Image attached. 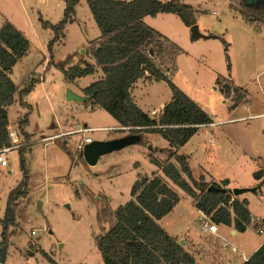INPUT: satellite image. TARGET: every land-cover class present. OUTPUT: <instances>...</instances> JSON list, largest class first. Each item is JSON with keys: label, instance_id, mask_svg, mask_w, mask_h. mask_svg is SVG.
Here are the masks:
<instances>
[{"label": "rangeland", "instance_id": "obj_1", "mask_svg": "<svg viewBox=\"0 0 264 264\" xmlns=\"http://www.w3.org/2000/svg\"><path fill=\"white\" fill-rule=\"evenodd\" d=\"M186 3L195 9L199 32L216 38L192 40L190 27L174 14L143 19L178 49L169 80L197 101L213 120L245 118L214 128L201 127L177 153L188 156L195 179L203 176L208 181L218 176L230 180L231 189L249 190L242 195L251 204L253 221L247 238L254 243L264 239L258 232L260 227L264 229V184L252 177L253 172L264 170V116H247L264 111V25L255 28L231 10L230 5H237V0ZM64 7L63 0H0V26L11 23L29 41V50L13 66L11 79L19 89L29 79L41 81L23 100L29 108L22 107L17 96L7 108L8 131H16L19 148L27 149V178L19 168V148L8 153L7 167L0 168V242L8 199L17 207L6 231L5 264H103L96 236L114 224L115 210L131 201L130 190L137 180L151 178L154 173L162 177L153 161L160 165L174 163L169 158L168 142L159 134L147 132H142L135 144L101 156L94 166L84 161L77 150L82 138L108 141L129 131L98 107L65 100L67 89L84 96L83 89L99 80L102 73L96 69L94 74L72 82L64 79L63 71L81 60L94 64L89 52L100 33L85 0L78 3L73 22L65 25L61 39L48 52L53 32L43 29L38 19L55 25L62 20ZM165 67L162 65L163 70ZM223 84L245 91L234 113L232 100L219 90ZM170 98L164 81H139L133 86L134 102L143 112L158 109ZM26 113L27 140L18 129ZM159 113L152 115L150 111L148 115L157 118ZM79 126L105 130L58 136ZM165 181L178 194L179 203L161 225L171 223L179 232L188 221L195 220L197 227L196 211L188 205L191 198ZM254 188L261 194L254 193ZM178 232L182 237L179 241L187 233L195 237L192 229Z\"/></svg>", "mask_w": 264, "mask_h": 264}, {"label": "trees", "instance_id": "obj_2", "mask_svg": "<svg viewBox=\"0 0 264 264\" xmlns=\"http://www.w3.org/2000/svg\"><path fill=\"white\" fill-rule=\"evenodd\" d=\"M63 1L65 7L59 23L52 25L41 17L38 19L43 29L53 32L47 44L49 53L61 39L65 25L73 22L76 6L81 0ZM186 1L85 0L100 33L89 52L94 64L81 60L63 71L64 79L72 82L99 69L102 77L83 89L84 96L91 97L83 104L104 110L119 127L129 128L130 134L140 136L142 132H147L163 137L168 142L169 158L174 163L168 161L160 165L153 161L162 177L188 195L195 209L210 222L233 227L235 231L243 233L251 223L248 202L230 193L227 180L215 183L206 182L202 176L195 179L188 156L177 153L201 127L213 121L208 113L169 80L178 54L176 45L143 22L147 16L174 14L186 27H191L196 24L195 10ZM237 1V5H230L231 10L255 28L264 25V0L252 4L245 0ZM206 38L216 36L207 34ZM28 50L29 41L23 33L9 22L0 26V148L9 146L7 108L13 104L15 96L22 107L29 108L23 100L41 82L29 79L19 89L10 77L13 66ZM164 64L166 67L163 70ZM139 81H164L168 85L171 98L157 118L141 111L134 102L133 86ZM219 90L232 100L231 109L241 103L245 94L241 88L231 89L227 84H223ZM232 93L235 95L230 97ZM28 124L29 113H26L18 124L19 134L26 140L29 135L24 129ZM26 151V147L18 149L19 168L25 180ZM162 177L154 173L151 178L137 180L130 190L131 201L118 207L114 224L96 236L95 245L103 264H198L193 255L179 245V239L170 236L158 223L179 203L178 194ZM253 177L262 179L264 170H258ZM209 186L220 190L207 192ZM11 200L7 202L8 214L1 232L0 264L6 261V231L12 225L13 209L17 207L10 205ZM243 264H264V243Z\"/></svg>", "mask_w": 264, "mask_h": 264}, {"label": "crops", "instance_id": "obj_3", "mask_svg": "<svg viewBox=\"0 0 264 264\" xmlns=\"http://www.w3.org/2000/svg\"><path fill=\"white\" fill-rule=\"evenodd\" d=\"M195 10V9H194ZM133 96V92H132ZM193 101H195L193 98H191ZM200 107H202L197 101H195ZM163 105V103H160L157 108H151L149 111H145L144 113L148 114L150 111H159L160 106ZM248 107V106H247ZM250 110H252V107H248ZM203 109V108H202ZM237 108L232 110L234 113ZM204 110V109H203ZM205 111V110H204ZM206 112V111H205ZM208 113V112H206ZM209 114V113H208ZM210 115V114H209ZM211 116V115H210ZM264 116V111L258 112V113H250L247 117H263ZM212 118V116H211ZM245 117H240V118H227L225 120H213V123L209 124V128H214L218 126V124L221 123H228L232 122L235 120H241ZM202 130V129H199ZM196 135V134H195ZM214 147V145H213ZM191 169V168H190ZM192 172V171H191ZM257 172V171H256ZM252 173V177L253 174ZM201 177V176H200ZM203 177V176H202ZM205 179V178H204ZM256 180L255 178H253ZM223 180L228 181V186L227 189H231L229 187L230 185V180L228 179H222L217 176L216 177H211V179L206 182H215L219 183ZM257 182L260 183V185L264 184V177L260 180H256ZM255 189V188H254ZM259 192L261 194V191L255 190L254 193ZM240 200H246L248 202V210L251 216V222L253 221V215L252 212L250 211V201L244 196V195H239L237 196ZM188 205L190 206V209H193L196 211L195 217L198 219V226L196 227V222H189L185 224V228H182L183 230L177 231L175 227L171 223H167L165 225L163 224V221L166 220V216L163 217L160 221H158L159 225L172 237L177 238V239H182V237L177 236V232L181 233L184 232H190V230H194L195 237L190 238V233L184 234L183 236V241H184V248L187 249L194 257L196 262L198 264H243L263 243V240H255L254 243L250 242L247 238L248 236V226L243 233H239L235 231L233 227H228L224 225H216L217 229L215 233H209L207 231L202 230V224L205 221H209L208 218H206L200 211L196 210L195 207L193 206V201L189 200ZM177 209V205L175 208L172 210L171 213L169 214H174V212ZM178 215V213H177ZM168 216V215H167ZM210 222V221H209ZM212 223V222H210ZM262 228H264V218L262 219ZM261 229V227L258 229ZM181 235V234H180Z\"/></svg>", "mask_w": 264, "mask_h": 264}, {"label": "water", "instance_id": "obj_4", "mask_svg": "<svg viewBox=\"0 0 264 264\" xmlns=\"http://www.w3.org/2000/svg\"><path fill=\"white\" fill-rule=\"evenodd\" d=\"M247 3H258L261 0H245ZM190 36L193 39H201L206 38V35L199 32L198 27L196 24L192 25L190 27ZM90 96H79L76 93L72 92L70 89L66 90L65 94V100L67 102H77V103H85L90 100ZM139 140L138 135H130L127 137H122L118 139L108 140V141H92L89 144H86L82 150V156L84 161L89 166H94L97 164L99 158L103 155L120 151L125 147H128L130 145L135 144ZM220 189H217L213 186H209L207 189V192L210 191H218ZM230 193H232L234 196H239L247 191L248 189H231L229 190ZM254 191V189H252ZM180 246H184V241H179Z\"/></svg>", "mask_w": 264, "mask_h": 264}, {"label": "built area", "instance_id": "obj_5", "mask_svg": "<svg viewBox=\"0 0 264 264\" xmlns=\"http://www.w3.org/2000/svg\"><path fill=\"white\" fill-rule=\"evenodd\" d=\"M214 13V12H213ZM164 105H161L159 110H162ZM159 111H152V115H157ZM124 129V128H122ZM129 129V128H128ZM98 130H105L104 128H87L86 126H79L78 128L74 129L73 131L60 134L58 136L63 135H73V134H85L92 131H98ZM8 138H9V146L0 148V168H6L8 165L7 157L6 155L10 152L16 151L21 145L18 140L17 132H9L8 131ZM93 140L89 137L82 138L78 144H77V150L82 151L84 146L86 144L91 143ZM216 225L213 223H210L209 221H205L202 224V230L207 231L209 233H215L216 232ZM259 234H264V229L259 230Z\"/></svg>", "mask_w": 264, "mask_h": 264}, {"label": "flooded vegetation", "instance_id": "obj_6", "mask_svg": "<svg viewBox=\"0 0 264 264\" xmlns=\"http://www.w3.org/2000/svg\"><path fill=\"white\" fill-rule=\"evenodd\" d=\"M130 135H133V134H128V135H125V136H123V137H127V136H130ZM136 136V135H135ZM120 138H122V137H120ZM116 139H118V138H116ZM113 140V139H112Z\"/></svg>", "mask_w": 264, "mask_h": 264}]
</instances>
